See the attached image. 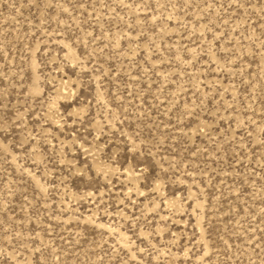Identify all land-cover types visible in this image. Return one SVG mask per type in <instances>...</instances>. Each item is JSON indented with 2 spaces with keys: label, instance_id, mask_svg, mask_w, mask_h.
<instances>
[{
  "label": "rangeland",
  "instance_id": "rangeland-1",
  "mask_svg": "<svg viewBox=\"0 0 264 264\" xmlns=\"http://www.w3.org/2000/svg\"><path fill=\"white\" fill-rule=\"evenodd\" d=\"M0 264H264V0H0Z\"/></svg>",
  "mask_w": 264,
  "mask_h": 264
}]
</instances>
